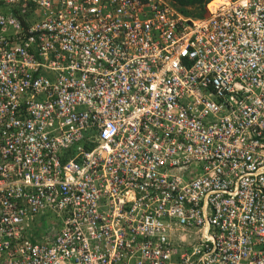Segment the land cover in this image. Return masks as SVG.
<instances>
[{"label":"built area","instance_id":"2783aa9c","mask_svg":"<svg viewBox=\"0 0 264 264\" xmlns=\"http://www.w3.org/2000/svg\"><path fill=\"white\" fill-rule=\"evenodd\" d=\"M0 264H264V0H0Z\"/></svg>","mask_w":264,"mask_h":264},{"label":"trees","instance_id":"16d2710c","mask_svg":"<svg viewBox=\"0 0 264 264\" xmlns=\"http://www.w3.org/2000/svg\"><path fill=\"white\" fill-rule=\"evenodd\" d=\"M184 14L199 15L207 0H171Z\"/></svg>","mask_w":264,"mask_h":264},{"label":"rangeland","instance_id":"374dc122","mask_svg":"<svg viewBox=\"0 0 264 264\" xmlns=\"http://www.w3.org/2000/svg\"><path fill=\"white\" fill-rule=\"evenodd\" d=\"M41 221H42V226H43V227H47V223L44 222L43 219H41Z\"/></svg>","mask_w":264,"mask_h":264}]
</instances>
